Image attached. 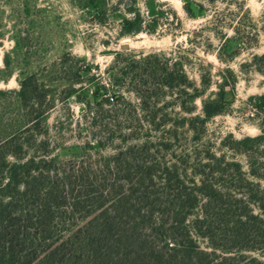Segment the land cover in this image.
<instances>
[{
  "label": "trees",
  "instance_id": "16d2710c",
  "mask_svg": "<svg viewBox=\"0 0 264 264\" xmlns=\"http://www.w3.org/2000/svg\"><path fill=\"white\" fill-rule=\"evenodd\" d=\"M154 1L147 0L148 10L154 9ZM124 11L121 35L156 31L158 22L148 23L135 1ZM123 54L115 52L109 81L99 80L93 86L96 102L87 103L94 126L101 132L117 128L132 133L146 127L171 137L180 130L207 131L208 120L218 110L210 109L204 100L205 116L195 114L202 94L186 69L187 62L179 56L163 62L158 53L139 59L131 54L122 60ZM260 58L264 60V53ZM160 78L164 81L158 83ZM127 81V91L137 95L144 116L138 104L122 94ZM64 83L67 100L75 93V82ZM19 84L15 91L19 118L9 124L15 130L9 133V125L0 121V264H224L242 250H264L263 123L255 136L227 134L219 152L210 153L207 147L206 156L194 162H170L163 167L137 162L130 146L129 157L118 156L112 165L122 185L112 194L106 176L99 177L90 169L81 171L78 180L49 165L46 174L41 166L28 164L44 158L8 165L17 162L10 157L25 158L28 141L50 144L43 138L37 142L33 133L27 139L21 136L26 122L41 123L55 98L48 100V89L35 73L22 76ZM0 93L6 91L0 89ZM168 93L171 107L178 106L185 115L160 113L169 106H158V99ZM250 102L253 115H264V93L251 96ZM5 112L0 106V115ZM225 147L233 152L232 158ZM82 211L81 225L60 227L69 212ZM227 215L228 226L221 227ZM201 238L211 250L199 244ZM218 249L226 254L220 261Z\"/></svg>",
  "mask_w": 264,
  "mask_h": 264
},
{
  "label": "rangeland",
  "instance_id": "374dc122",
  "mask_svg": "<svg viewBox=\"0 0 264 264\" xmlns=\"http://www.w3.org/2000/svg\"><path fill=\"white\" fill-rule=\"evenodd\" d=\"M134 1L148 23L158 22L156 31L120 34L124 8ZM146 2L0 0V89L6 91L0 93V106L6 110L0 121L9 125L19 118L15 91L22 76L37 74L39 82L48 89V100L55 98L54 107L40 119L41 123L26 122L21 136L27 135V139L33 133L37 142L43 138L50 144L36 145L32 139L27 142L25 158L10 157L17 162L8 165L26 164L30 157L44 158L43 162L28 164L41 166L46 174L49 165L59 173H72L77 178L81 171L90 169L99 177L106 176L108 187L115 194L122 185L112 165L118 156L129 157L130 146L134 147L137 162L163 167L170 162L203 158L207 147L210 153L219 152L223 138L229 133L236 138L260 133L259 124H264V115H253L250 97L264 93V60L260 58L264 53V0H155L151 10ZM116 51L124 52L122 60H128L131 54L139 59L158 53L163 62L170 56H179L187 62L186 69L202 94L196 101L195 114L205 116L204 100L210 109L218 110L208 120L207 131L180 130L171 137L146 127L132 133L117 128L101 132L94 126L87 102H96L92 89L97 81H109L108 68ZM70 79L75 82V93L65 100L63 84ZM209 79L210 85H206ZM127 86L129 81L122 85V94L136 102L138 112L144 116L139 98L127 91ZM168 94L158 99V106H169L160 113L185 115L186 111L178 106L171 107L173 99ZM13 129L14 126L7 127L9 133ZM99 140L101 145L95 143ZM225 150L228 158L234 156L231 150L226 147ZM236 157L245 162L242 155ZM83 212L75 215L69 212L60 227L70 229L81 225ZM228 221L227 215L219 225L228 226ZM199 244L211 250L206 239L201 238ZM217 254L219 261L226 255L220 249ZM224 264H264V250H242Z\"/></svg>",
  "mask_w": 264,
  "mask_h": 264
}]
</instances>
